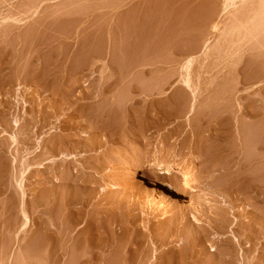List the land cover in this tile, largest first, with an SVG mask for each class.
<instances>
[{"label": "rangeland", "instance_id": "374dc122", "mask_svg": "<svg viewBox=\"0 0 264 264\" xmlns=\"http://www.w3.org/2000/svg\"><path fill=\"white\" fill-rule=\"evenodd\" d=\"M139 1L0 0V264H264V0H199L179 63L100 64Z\"/></svg>", "mask_w": 264, "mask_h": 264}, {"label": "crops", "instance_id": "0c3cea01", "mask_svg": "<svg viewBox=\"0 0 264 264\" xmlns=\"http://www.w3.org/2000/svg\"><path fill=\"white\" fill-rule=\"evenodd\" d=\"M148 5L154 17L109 15L101 33L102 65H161L167 59L179 63L187 56L189 44L195 48L203 41L204 19L199 0H152L133 2L134 8ZM133 27L130 28V27ZM93 64H98L94 62Z\"/></svg>", "mask_w": 264, "mask_h": 264}, {"label": "bare ground", "instance_id": "6f19581e", "mask_svg": "<svg viewBox=\"0 0 264 264\" xmlns=\"http://www.w3.org/2000/svg\"><path fill=\"white\" fill-rule=\"evenodd\" d=\"M172 173V172H171ZM176 180V179H175ZM174 181V180H173ZM178 182V181H177ZM173 183V182H172ZM169 184V183H168ZM175 184L176 183H174L173 185L175 186ZM169 188V187H168ZM176 189L178 188V187H175ZM174 189V188H173ZM172 189V190H173ZM237 190H238V188H237ZM161 191V190H160ZM238 192H240V191H238ZM239 195H241V194H239ZM64 231V230H63ZM62 235V234H61ZM58 236H60V235H58ZM63 239V238H62ZM64 242H65V240H64ZM63 244V243H62ZM65 244V243H64ZM69 248V247H68ZM67 246H60L58 249H56V253H58V255H59V257H62L63 258V256L66 254V252H67ZM69 251V250H68ZM61 258V259H62ZM60 261V260H59ZM64 264V263H63Z\"/></svg>", "mask_w": 264, "mask_h": 264}]
</instances>
